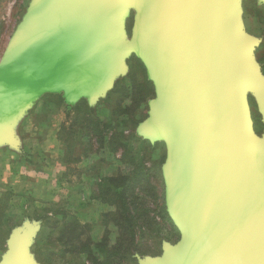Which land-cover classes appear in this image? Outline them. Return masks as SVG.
Returning a JSON list of instances; mask_svg holds the SVG:
<instances>
[{"label":"water","instance_id":"95a60500","mask_svg":"<svg viewBox=\"0 0 264 264\" xmlns=\"http://www.w3.org/2000/svg\"><path fill=\"white\" fill-rule=\"evenodd\" d=\"M135 17L128 39L126 20ZM241 0H35L0 61V139L36 95L96 100L134 55L154 99L137 134L163 142L166 214L179 232L139 264H264V78ZM28 233L7 264H30Z\"/></svg>","mask_w":264,"mask_h":264},{"label":"rangeland","instance_id":"374dc122","mask_svg":"<svg viewBox=\"0 0 264 264\" xmlns=\"http://www.w3.org/2000/svg\"><path fill=\"white\" fill-rule=\"evenodd\" d=\"M34 1L0 0V61ZM135 14L131 10L126 20L128 39ZM124 65L96 100L85 94L66 111L62 92L45 91L13 122L9 144L17 148L18 171L12 178V169L0 163V264H7L10 242L24 233L30 264H139L161 258L163 242L179 239L164 202L166 146L137 134L153 85L134 55ZM247 100L254 133L263 138L257 97L249 93ZM81 102L77 116L85 118L73 126V140L71 108ZM86 130L93 135H79ZM7 148L0 158L12 155ZM124 177L138 181L133 192L118 204L107 202L113 197L102 193L106 182Z\"/></svg>","mask_w":264,"mask_h":264},{"label":"flooded vegetation","instance_id":"af4514ba","mask_svg":"<svg viewBox=\"0 0 264 264\" xmlns=\"http://www.w3.org/2000/svg\"><path fill=\"white\" fill-rule=\"evenodd\" d=\"M241 2L243 26L255 42L254 57L264 76V2L261 0H242Z\"/></svg>","mask_w":264,"mask_h":264},{"label":"trees","instance_id":"16d2710c","mask_svg":"<svg viewBox=\"0 0 264 264\" xmlns=\"http://www.w3.org/2000/svg\"><path fill=\"white\" fill-rule=\"evenodd\" d=\"M55 96H56V99L59 100L58 103L64 105L61 95H55ZM81 105H82V102L80 104L74 105L71 108L72 111H74V113H75V116L73 118L74 124H72L70 126L68 131H69L70 135L73 137V140L76 139V137L74 135H77L75 133V131L73 130L74 129L73 126L76 124V122H79L83 118H85V116H81V117L77 116L78 112L80 111V106ZM83 105H84V101H83ZM65 109H66V111H68L69 110L68 106H66ZM88 111L89 110H87V112ZM83 112H84V110H83ZM85 129H86V127H85ZM79 135H81L84 138H87L88 136H91L93 134L88 132V130H86V131H84V134H79ZM141 172L142 171H140V173H137V176L139 178L145 177V174L143 172L142 173ZM126 180H127L126 177H124L121 180H119L118 178H110L108 180V182H106L107 183L106 184L107 187L102 189V193L105 194V195H108L110 197H113V199H107L106 200L107 202H108V200H111L112 202H115L116 204H118L117 203L118 200L121 199L122 197L124 198L126 192H128V193H130V192L132 193L133 192V189L137 185L138 181H131V182L125 183ZM119 181H122V182L120 183Z\"/></svg>","mask_w":264,"mask_h":264},{"label":"crops","instance_id":"0c3cea01","mask_svg":"<svg viewBox=\"0 0 264 264\" xmlns=\"http://www.w3.org/2000/svg\"><path fill=\"white\" fill-rule=\"evenodd\" d=\"M242 1V0H241ZM242 3V2H241ZM241 18H242V7H241ZM243 22V21H242ZM58 92H62V94L64 95V93H63V91L61 90V91H58ZM66 103H65V105L66 106H68V105H70L68 102H69V99H67L66 98ZM68 103V104H67ZM24 110H27V108H25ZM24 110H22V111H24ZM20 112L21 111H18V113H16L13 117H11V120H10V126H9V131H8V135L12 138V136H11V134L13 133V129H12V124H13V122L17 119V118H19V116H20ZM5 147H9V148H7L8 150H11V152H12V155L9 157V158H6V156L4 155V156H2L1 158H0V163H4L5 165H4V167L6 168V167H8L7 169L8 170H10V169H12V178H15V176L17 175V171H18V169H16V168H14V167H17V157L15 158L16 159V161L14 162V155L15 154H17V148H14V145H12V143H11V145L9 144V142L8 141H5V140H1L0 139V154H3V153H1V152H3V150L5 149ZM6 150V149H5ZM15 153V154H14ZM18 156V155H17ZM10 163H11V165H10ZM10 165V166H9ZM9 167H10V169H9ZM0 168H1V166H0Z\"/></svg>","mask_w":264,"mask_h":264}]
</instances>
